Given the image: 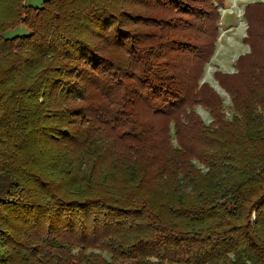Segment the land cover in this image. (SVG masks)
Listing matches in <instances>:
<instances>
[{
    "label": "trees",
    "instance_id": "1",
    "mask_svg": "<svg viewBox=\"0 0 264 264\" xmlns=\"http://www.w3.org/2000/svg\"><path fill=\"white\" fill-rule=\"evenodd\" d=\"M224 3L0 0V264H264V3L229 117Z\"/></svg>",
    "mask_w": 264,
    "mask_h": 264
},
{
    "label": "rangeland",
    "instance_id": "2",
    "mask_svg": "<svg viewBox=\"0 0 264 264\" xmlns=\"http://www.w3.org/2000/svg\"><path fill=\"white\" fill-rule=\"evenodd\" d=\"M25 1L27 5L37 7L40 6L44 0ZM253 1H261L264 3V0H225L223 9L220 11V35L217 40L216 50L207 63L201 79V82H206L211 85L223 99L224 110L228 117L231 115L229 110L230 100L227 94L214 80L213 73L215 71H220L222 73L232 74L234 72V63L238 56L249 52V47L243 43L246 24L242 16L244 7ZM25 34H27V30L22 26H18L15 29L9 30L5 36L7 38H12ZM196 112L203 122L206 124L210 122L207 111L201 107H197Z\"/></svg>",
    "mask_w": 264,
    "mask_h": 264
}]
</instances>
